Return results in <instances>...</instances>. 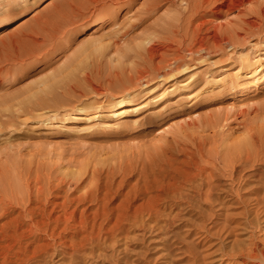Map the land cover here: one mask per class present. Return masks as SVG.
<instances>
[{
  "label": "bare ground",
  "instance_id": "bare-ground-1",
  "mask_svg": "<svg viewBox=\"0 0 264 264\" xmlns=\"http://www.w3.org/2000/svg\"><path fill=\"white\" fill-rule=\"evenodd\" d=\"M123 1L126 0H70L66 7L61 6V17L54 19V22L51 20L53 23L50 24V19L47 20L49 23L45 20L46 24L37 20L39 23L36 21L37 26L31 29L30 40L25 41L32 45L33 51L37 50L52 40V29H56L57 36L58 28L63 24L79 26L88 14L92 15L94 8L99 4L103 7L98 9L97 14L102 18L110 17L117 12L114 7ZM29 2L30 0H0V10L9 8L14 14L19 6H26ZM108 2L109 5H106ZM142 3L135 20L124 24L118 34V37L127 38L135 28L144 25L141 32L130 38L131 44L118 53L117 64L120 65L108 67L105 72L107 75L104 76L101 72L102 66L99 68L97 65L104 62L99 58L100 55H95L104 52L106 47L117 46L118 40L111 37V41L103 43L102 38L91 36L90 41H96L95 44L86 45L82 49L81 58L71 63L75 66L59 84L56 85L54 81L49 88L53 96L43 100L39 104L41 108L51 107L56 110L59 105L72 102L73 98L67 95L69 93L75 96L76 101L71 105L74 106L72 110H78V113L71 115L73 123L78 122L82 114L95 103L96 111L91 113L92 115H86L90 122L103 115L121 119L130 114L131 109L126 103L129 102V97L134 96L132 92L136 87H146L158 79L168 82V78H174L180 72L193 68L194 66L187 68L190 62L201 61L212 53H226L224 49L229 46L235 50L236 47L247 44L254 52L258 48V42L264 38L263 0H144ZM235 11V17L240 18L238 22L242 20V23L239 25L237 22L236 26L231 25L229 19H223ZM27 12V9L23 11L24 14ZM154 16L155 21L151 23ZM150 18L152 20L146 24ZM27 21L23 17L14 28L19 29V26L27 24ZM9 24L8 21H3L0 28ZM98 28L96 24L88 36ZM253 38L258 40L254 39L256 41L252 43ZM243 50H240V56L248 53ZM255 58V63L252 64L256 67L249 71L251 79L248 83L239 85L240 91L236 94L238 100L255 91L257 87L264 86V53L258 52ZM107 62L106 64H112L111 61ZM91 64L97 65L96 71ZM192 78L193 74L190 80ZM174 84L175 82L171 85ZM155 86L151 87L149 92L155 90ZM56 87L60 89H57V93ZM170 94L173 96V93ZM90 96L99 99L89 101ZM230 100V104L217 110L214 116L210 114L211 116L202 120L188 123L190 128L176 133L154 153H148L144 159L138 160L139 163L126 164L119 168L120 170L113 168L111 171H103L104 176H101L99 169H90L89 173L96 180L82 184L85 180L83 179L77 186V191L64 192L67 183H71L73 179V182H76L79 178L76 176L70 180L64 176L57 178L56 174L51 173L50 176L44 177L38 174L31 179L29 176L22 177L21 180L12 177L7 182L1 181L0 264H63L65 256L72 259L67 264H77L78 261L75 263L73 260L80 255L92 260L101 247L102 239L109 235L104 230V224L111 221L105 211L108 208L105 201L113 192L118 194L120 188L125 186L127 190L121 193L122 198L135 194L140 202L133 207L147 209L151 214L162 217L167 226L174 225L176 219H181V212L186 210L199 209L209 216L212 215L211 211H218V246L215 244L218 264H264V105H252L251 108L247 106L249 109L243 107L238 111L235 97ZM58 103L60 104L57 105ZM116 104L121 107L103 109L106 105L110 107ZM161 110L156 109L153 112L159 115ZM63 111H66L65 108ZM33 113L34 111L31 115ZM45 113L47 112H39L37 119L51 118L49 114H46L49 115L47 117H41ZM238 115L243 117L239 125L231 131H225L224 125L238 120ZM129 122L130 119H127L124 124ZM1 123L7 127L16 124L17 120L9 119ZM47 124L55 128L59 122ZM154 124L158 125L159 122L155 121ZM100 125L109 123L103 121ZM215 128L220 129V132L214 130ZM210 129L213 132L207 133ZM229 140L231 143H228ZM117 173L121 175L119 178ZM132 175H136L134 181L130 177ZM86 202L89 204L84 206ZM93 206L95 209L89 211ZM116 206L122 208L124 202H117ZM234 209H240L237 215H242L243 221L233 220L235 217L231 216V213ZM137 219V216L132 218L131 223L135 224ZM204 227L206 225L201 224L199 228L202 230ZM156 228H161V225ZM188 228L190 231L193 229ZM237 229H242L243 235L249 233L247 241L232 239ZM108 237L113 240L111 236ZM157 238L155 240L161 241L165 237L159 235ZM180 242L181 255L174 253L171 247L166 248L163 245L160 248H164V251L159 258L179 254V257L175 256L181 260L178 263H165L209 264L207 261L210 259H205V255L210 254L207 247V253H204L206 251L203 250L204 246H200V242L185 238L177 239L172 245H179ZM102 254L98 253L105 259V254ZM136 255L123 254L118 257L117 254V258L112 259L110 264H141L139 258L142 254L140 257Z\"/></svg>",
  "mask_w": 264,
  "mask_h": 264
},
{
  "label": "rangeland",
  "instance_id": "rangeland-1",
  "mask_svg": "<svg viewBox=\"0 0 264 264\" xmlns=\"http://www.w3.org/2000/svg\"><path fill=\"white\" fill-rule=\"evenodd\" d=\"M69 1L30 0L28 5L19 6L14 14L11 13L9 8L0 10V24L3 21L10 23L9 26L0 28V183H2L1 181L7 182L12 177L21 180L22 177L29 176L31 179L38 174L44 177L46 175L50 176L51 173L56 174L57 178L64 176L65 179L69 178L70 180L75 176L79 177L76 182H73L75 180L73 179L71 183L69 182L65 186L64 192L71 193L77 191V186L81 184L83 179L85 180L82 184L93 183L96 180L89 173L90 169H99L102 172L101 176H104L105 172L103 173V171H111L113 168L118 170L126 164L139 163L145 158L146 154L154 153L161 144L169 141L176 133L187 130V127L190 128L188 123L202 120L212 114L214 116L217 110L224 109L230 104L232 97L236 99L235 105L238 111L243 107L245 109L247 106L251 108L252 105H264V86L257 87L255 91L245 94L239 100L236 97V94L240 91L239 85L244 82L248 83L251 79L249 71L252 67H256L255 64H252L255 63L256 54L258 52L264 53L263 38L262 41L258 42V48L254 52H252V48H248L247 44L236 47L235 50L233 49L235 52L229 46L224 49L226 53L216 52L207 55L201 61L190 62L187 68L194 66L193 68L180 72L174 78H168V82H164L165 79H158L146 87H136L132 92L134 96L129 97V102L126 103L131 109L130 114L121 119L103 115L99 119L90 122L86 119L88 117L86 115H92L91 113L96 111L95 106L97 104L95 103L82 114V118L78 122L73 123L71 115L78 113V110H75V108L72 110L74 106L71 105L75 104L76 101L75 96L69 93L67 95L73 98L72 102H66L63 105L58 103L59 108L56 107V110L51 107L41 108L39 104L53 96L49 88L54 81H56V85L59 84L75 66L71 63L81 58L82 49L86 45L93 46L95 44L96 41H90L91 36L97 39L102 38L103 43L111 41L112 38L118 40L117 46L106 47L104 52L95 55V57L100 55L99 58L103 60L104 64L97 65H99V68L102 66L101 72L106 76L105 72L108 71V67L114 68L120 65L117 64L120 50L130 45V38L141 32L142 27H144L141 24L138 28H135L129 34V38L118 37L123 25H126L130 20H135L136 13L144 0H126L121 2L122 4L120 3L119 6H112L117 8L116 14L110 17L103 16L105 18L97 14L98 9L103 7L99 4L94 8V14H88L79 26L63 24L58 28L57 36L56 29H52L54 31L52 40L34 50V52L31 48L32 45L26 41L30 40L32 36L31 29L33 30V27L37 26L35 25L38 22L37 20L42 24H46L47 20L50 19V24L53 23L54 19L61 17V12H59L61 6L62 8L66 7ZM106 5H109V2ZM25 9L28 11L26 14L23 13ZM235 13L236 11L227 18L224 16L226 18V20L223 18L224 21L229 19L231 25H240L242 20L238 22L240 18L235 17ZM23 17L28 20L27 24L19 26V29L14 28ZM155 18L154 16L153 21L150 18L145 23L148 24L150 21L154 23ZM96 24L99 26L98 30L88 36V33L93 30ZM254 39L258 40L253 38L252 43L256 41ZM240 50L248 53L245 56H240ZM183 53L185 54V50ZM242 57H246V59H241ZM108 60L112 64H106ZM110 61L108 62L110 63ZM97 65L91 64L95 71ZM192 74L194 78L190 80ZM105 82L107 81L105 80ZM173 82L175 84L171 85ZM154 85L157 88L149 92ZM230 87H233V89ZM57 89L60 90L56 87V93ZM170 93H173V96ZM90 97L89 101L99 99L94 96ZM119 107L121 105L116 104L110 107L106 105L103 109H118ZM132 107L138 108L134 109ZM64 108L66 111H63ZM156 109H162L158 112L161 114L156 115L153 112ZM31 111H34L35 114L31 115ZM45 111L47 113L41 117L50 115L51 118L38 120L37 115L39 112ZM46 114L49 115L46 116ZM241 117V115H238V120L226 123L224 130L231 131L235 129L243 118ZM9 119L12 121L16 119L18 124L4 127L1 122ZM127 119H130V122L124 124ZM103 121H107L109 125H100ZM155 121L159 124L155 125ZM50 122H59V124L52 128L49 126L50 124H47ZM234 124H236L235 127ZM216 129L217 132H220V129L215 128L214 130ZM209 131L207 130V133L213 132L211 129ZM237 131L239 132V130ZM240 131L241 134L242 129ZM238 132L236 133L238 134ZM119 175L120 173H117L118 178L121 176ZM130 177L134 181L136 175ZM19 184L21 185L20 182ZM126 190L127 186L121 187L118 194L113 192L105 201L108 204L105 211L111 221L104 224V230L107 231L108 236L113 238L111 240L106 235L107 238L102 239L99 248L101 252L98 250V253L100 255L103 253L102 256L105 254L103 257L105 259H102L96 251V259L93 257V262L90 260L91 258L88 257V259L84 255L77 256V258H80L78 260L75 258L73 262L77 263L78 261L79 264H89V262L90 264H110L112 259L117 258V254L118 257H121L123 254L136 255L137 253L140 254L139 256L136 255L138 257L142 254L139 258L141 264H166V261L178 263L181 261L180 258H176L179 254H174L176 257L159 258V255L164 251V248H160V246L171 247L174 253H180L181 255V242L175 246L172 243L177 239L185 238L200 242V246H204V251L207 247L208 253L211 254L212 251V254L205 255L206 261L209 258L210 261H207L209 264H218V253L215 249V246H218V226L220 225L217 224L220 221L218 211H211L212 215L209 216L199 209L186 210L181 212V219H176L174 225L167 226L161 219L162 217L151 214L147 209H135L133 206L138 205L140 202L135 194L122 198L121 193L126 192ZM120 201L124 202V206L116 208V203ZM88 204L86 202L84 206ZM94 209L95 206L91 207L89 211ZM234 210L231 213V216L235 217L233 220L243 221V216L237 215L240 209L238 211L237 209ZM136 216L138 221L132 224V218ZM201 224L206 225L202 230H200L202 227L199 228ZM151 225H154V227H151ZM159 225H161V228H156ZM188 227L193 229L190 231ZM236 231L238 232L236 233ZM236 231L233 233L232 239L237 238L247 241L249 233L246 232L243 235L241 234L242 229ZM238 234L240 235L238 236ZM159 235H163L164 240H155L158 239ZM212 242L214 243L212 244ZM89 247L90 244L88 249ZM207 251L204 253H207ZM70 259V257L65 256L63 264L71 262L72 259ZM184 260L186 259L184 258Z\"/></svg>",
  "mask_w": 264,
  "mask_h": 264
}]
</instances>
